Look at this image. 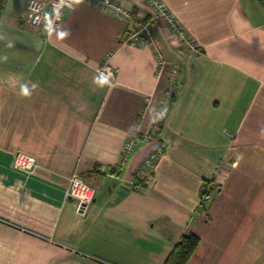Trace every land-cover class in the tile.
I'll list each match as a JSON object with an SVG mask.
<instances>
[{"label": "crops", "instance_id": "1", "mask_svg": "<svg viewBox=\"0 0 264 264\" xmlns=\"http://www.w3.org/2000/svg\"><path fill=\"white\" fill-rule=\"evenodd\" d=\"M117 1L147 16L140 0ZM160 1L200 48L185 50L156 18L161 66L147 42L123 41L131 23L96 6L65 8L49 28L29 24L27 0L5 1L0 264H163L185 233L199 237L186 264H264V0ZM109 51L112 84L96 71ZM174 65L165 147L135 185ZM133 128L136 146L116 166ZM16 151L35 156L32 171L12 166ZM72 172L94 188L83 214L67 197Z\"/></svg>", "mask_w": 264, "mask_h": 264}, {"label": "built area", "instance_id": "2", "mask_svg": "<svg viewBox=\"0 0 264 264\" xmlns=\"http://www.w3.org/2000/svg\"><path fill=\"white\" fill-rule=\"evenodd\" d=\"M78 2L87 5L96 6L117 17L126 19L131 23V28L127 31L124 42L131 44L143 45L145 42L150 44L154 49L156 64L162 65V57L160 52L154 47L151 24L156 18H161L167 24L174 39L189 52H198L200 50L197 43L184 31L178 20L168 11L160 0H140V3L148 11L146 17H139L124 4L117 0H27V19L31 26L40 27L45 23L49 28L56 27L62 18V12L65 8H70ZM111 51L104 53L101 62L96 68L98 77L112 84L115 80L116 68L110 63ZM177 72V65H174L170 71L169 81L165 88L160 102L158 104L156 115L149 129L144 133L145 139L154 140V147L141 160L135 170L133 183L135 185L143 184L151 176V168L154 166L159 155L162 153L165 144L159 139V120L168 111L175 93L173 82L174 75ZM137 130L133 128L127 134L120 153L118 166L125 158L128 152L136 146ZM12 166L23 171H32L36 166V158L34 155L16 151L13 153ZM219 166H222L219 164ZM94 196V188L86 182L78 173L72 172L68 177L67 197L75 202V210L78 214H83ZM205 195H201V201L206 199Z\"/></svg>", "mask_w": 264, "mask_h": 264}, {"label": "trees", "instance_id": "3", "mask_svg": "<svg viewBox=\"0 0 264 264\" xmlns=\"http://www.w3.org/2000/svg\"><path fill=\"white\" fill-rule=\"evenodd\" d=\"M6 0H0V15L3 12ZM206 191V190H205ZM202 191V195L205 194ZM199 237L194 233H185L174 243L170 253L163 264H186L191 254L194 252Z\"/></svg>", "mask_w": 264, "mask_h": 264}, {"label": "clouds", "instance_id": "4", "mask_svg": "<svg viewBox=\"0 0 264 264\" xmlns=\"http://www.w3.org/2000/svg\"><path fill=\"white\" fill-rule=\"evenodd\" d=\"M21 94L24 95V96H26V97L31 95V93L28 92L26 89L22 90L21 91Z\"/></svg>", "mask_w": 264, "mask_h": 264}, {"label": "rangeland", "instance_id": "5", "mask_svg": "<svg viewBox=\"0 0 264 264\" xmlns=\"http://www.w3.org/2000/svg\"><path fill=\"white\" fill-rule=\"evenodd\" d=\"M175 94V93H174ZM172 101H173V99H172Z\"/></svg>", "mask_w": 264, "mask_h": 264}]
</instances>
